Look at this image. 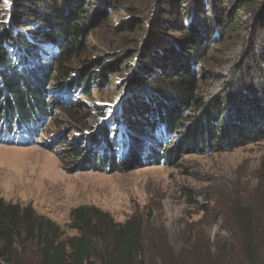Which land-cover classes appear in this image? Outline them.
Masks as SVG:
<instances>
[{
	"label": "trees",
	"instance_id": "16d2710c",
	"mask_svg": "<svg viewBox=\"0 0 264 264\" xmlns=\"http://www.w3.org/2000/svg\"><path fill=\"white\" fill-rule=\"evenodd\" d=\"M263 5L259 0H157L151 16L154 27L141 42L143 51L140 41L134 42L109 66L119 69L135 61L137 75L131 85L135 86L134 94L148 88L147 100L137 98L126 108L122 106L114 114L110 131L101 129L94 138L89 135L88 142L94 145V150L90 160L85 159L89 153L83 157V164L123 169L137 159L133 152L142 137L154 141L150 160L166 163L170 149L182 150L180 140L187 131L193 145L198 147L208 144L209 148L210 142L217 145L219 142L238 148L264 140V70L257 69L262 78L258 83L244 84L248 74L240 73L252 57L259 24H264ZM85 7L86 0L20 1L10 20V27H14L3 32L0 42V140L6 132L10 138L4 140L34 143L39 128L42 129V113L50 111L48 117L52 118L53 109L75 113L80 109L78 97L76 101L65 102L60 93L51 96L48 87L55 85L57 91L72 96L75 86L83 87L86 78L95 73L90 67L96 60L84 59L80 67L70 66L86 50L83 37L90 33V21L85 19ZM233 7L237 10L234 17H241L234 29L240 32L243 27L247 33L240 57L229 66L234 68L232 80L227 83L228 94L238 93L236 96L231 93L232 101L228 104L222 101L224 107H213L216 112L209 114L204 109L207 100L197 93L203 74V48L211 42V48L222 46L231 39V28L238 22L230 19ZM37 44L57 49L55 55L49 61L38 60ZM48 62L53 66L49 67ZM52 67L56 75L47 80L46 74ZM193 108L198 109L194 117L190 113ZM188 119L195 122L192 128L186 125ZM25 131L28 141L22 140ZM127 135L129 141L125 145L132 149L119 155ZM68 152L77 157L84 153ZM142 153L139 157L149 158V152ZM260 169V179L264 180V164ZM227 214L229 236L213 243L216 254L210 252L209 240L190 238L188 247L178 254L172 253L170 246L159 247L161 263L264 264V190L253 199L234 202ZM69 226L77 233L68 234L60 224L38 214L32 206L0 197V264H150L145 223L137 215L118 222L99 207L80 206L72 210ZM28 252L32 261L27 258Z\"/></svg>",
	"mask_w": 264,
	"mask_h": 264
},
{
	"label": "rangeland",
	"instance_id": "374dc122",
	"mask_svg": "<svg viewBox=\"0 0 264 264\" xmlns=\"http://www.w3.org/2000/svg\"><path fill=\"white\" fill-rule=\"evenodd\" d=\"M20 1L0 0V42L3 32L14 27H10V20L14 12L18 11ZM259 2L260 5L264 4V0ZM155 6L157 0H86L84 13H87L88 18L85 19L90 21V33L83 37L86 50L70 66L80 67L84 59L96 60L90 67L95 73L86 78L88 81L83 87L75 86L72 96L57 91L55 85H46L51 96L60 93L65 102L76 101L78 97L80 103L77 106L80 109L75 113L54 110L52 107V118L48 117L50 111L42 113V129L39 128L34 143H13L4 140L10 138L8 133L1 135L0 197L22 206H32L38 214L60 224L68 234L77 233L69 226L75 207H99L110 212L118 222L137 215L145 223L149 263L162 264L159 247L170 246L173 248L172 253L178 254L188 247L190 238L202 242L209 240L212 247L210 252L217 253L213 243L229 236V224L225 220L228 208L234 202L253 199L264 190V180L260 179L259 173L264 164V140L238 148L219 142V145L210 142L209 148L208 144L198 147L193 145L187 131L180 140L183 151L174 152L170 149L166 163L150 160L154 141L142 137L136 140L138 144L133 152L137 159L123 169L110 170L100 165L97 168L83 164V157L89 153V158H84L90 160V153L94 150V145L88 142V136L93 134L91 137L94 138L101 129L110 131L114 126V114L122 106L126 108L128 103L137 98L147 100L148 88H142L138 94H134L135 86L131 85L137 75L135 61H130L132 66L124 63L120 70L109 66L132 48V43L140 41L141 45L143 37L152 31L154 26L151 16ZM236 11L233 7L229 12L233 15L230 19L238 21L231 28V39L222 46L211 48V42L203 48V74L200 75L197 93L207 100L204 109L209 114L216 112L213 107H224L222 101L224 104L232 101L234 97L231 93H235V96L238 93L232 91L228 94L227 85L232 80L234 68L229 66L240 57L247 36L243 27L241 33L234 29L241 20V17H234ZM244 14L242 12V16ZM263 25L262 22L259 24V33L255 35L252 57L241 68L243 70L240 73L248 74L244 84L247 81H262L257 69L264 70ZM45 44L50 45L48 41ZM36 47L38 60L44 61H49L57 50L43 48L41 44ZM140 50L143 51L142 45ZM49 63V67L53 66ZM52 70L53 67L46 74L47 80L56 75ZM88 91L91 94L88 95ZM196 111L198 109L190 110L192 117L198 115ZM194 124L189 119L186 122L187 127L192 128ZM27 133L24 132L23 141L30 140ZM214 135L217 136V133ZM128 137L125 136L126 141L118 150L119 155L132 149L125 145L129 141ZM69 150H82L84 153L77 157L72 156ZM141 152L143 155L149 152V158L142 155L140 158ZM27 258L30 261L33 259L29 252Z\"/></svg>",
	"mask_w": 264,
	"mask_h": 264
}]
</instances>
